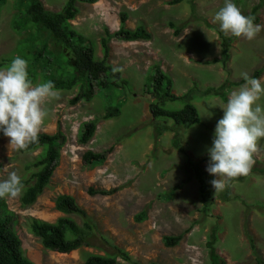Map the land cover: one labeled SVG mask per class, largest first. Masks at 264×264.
I'll return each instance as SVG.
<instances>
[{
    "label": "rangeland",
    "instance_id": "rangeland-1",
    "mask_svg": "<svg viewBox=\"0 0 264 264\" xmlns=\"http://www.w3.org/2000/svg\"><path fill=\"white\" fill-rule=\"evenodd\" d=\"M29 1L0 0V91L7 100L0 108V210L13 218L24 255L35 264H84L90 255L112 256L117 248L138 264H212L213 251L226 264L264 263V0L76 3L73 29L98 59L100 39L109 33L108 64L125 85L109 80L90 102L74 106L70 100L79 86L47 87L71 78L72 60L62 43L30 23ZM40 1L59 12L67 0ZM120 13L128 15V28L145 27L151 40L123 43L114 37ZM169 22L181 29L185 24L179 36ZM211 60L217 62L205 63ZM156 68L170 78L174 95H187L163 108L189 103L199 124L152 120L149 105L161 101L149 93ZM256 71L262 73L252 79ZM244 78L249 83L233 85ZM108 108L120 115L103 120ZM96 119L94 137L79 145V132ZM59 131L66 143L58 166L43 194L23 209L27 165L43 150L21 155L18 148L34 134ZM110 147L102 166L83 162L86 151ZM62 195L73 197L93 226L90 245L68 254L44 250L27 227L29 218L54 223L64 217L80 225V217L56 209ZM168 236L181 241L166 247Z\"/></svg>",
    "mask_w": 264,
    "mask_h": 264
},
{
    "label": "trees",
    "instance_id": "trees-1",
    "mask_svg": "<svg viewBox=\"0 0 264 264\" xmlns=\"http://www.w3.org/2000/svg\"><path fill=\"white\" fill-rule=\"evenodd\" d=\"M98 0H67L64 7L59 12H50L46 10L40 0H30L25 7L26 16L29 18L31 24L35 25L40 31H47L49 36L56 42L62 43L70 54L71 63V78L52 80L47 87L50 90L68 91L79 86L78 94L70 100L71 105H76L78 102L84 100L89 102L95 95V90L106 85L109 80L120 81L125 85L121 78L120 72L114 70L108 64L109 47L108 37L100 39L102 48V58L98 59L95 56V51L92 47L86 45L85 38L77 33L72 25L73 21L78 15L76 3L94 4ZM182 0H173L174 3H179ZM171 3V4H174ZM257 6L253 8L256 11ZM126 15L121 14L119 17V28L114 34L118 40L123 42L150 41L151 35L145 30L143 26L136 27L134 30H129L124 27ZM208 28L213 29L220 38L223 39L218 30L208 25ZM168 27L173 30L175 37L179 36L183 28H176V26L169 22ZM223 43V42H222ZM223 46V44H222ZM44 46L41 51L44 50ZM225 49V48H224ZM41 54H38V56ZM36 61L38 57L35 58ZM228 61V55H225L222 66L225 68ZM216 63L217 60L206 61V64ZM2 65H0L1 67ZM261 71H256L252 79H258ZM148 80L151 82L152 90L149 92L155 95L159 102H152L149 105L151 116L157 118H168L177 126L189 128L192 125L200 123L199 113L196 108L187 103L179 110H166L163 108L166 102H174L179 99H186L187 95L177 97L171 93L172 81L159 68L154 70ZM249 79H242L240 82L233 84L235 87L248 82ZM6 94L0 91V108L6 104ZM120 115L118 108H108L103 115V120H108ZM97 121H90L84 125L83 129L77 136V142L80 145H86L94 136L96 131ZM65 137L59 131L55 135H47L37 133L31 136L26 142L19 146L18 152L22 155H29L42 149L41 156L36 158V161L27 165L31 171V176L27 182L25 191L20 197V205L23 209L30 208L43 193L50 183V179L54 170L58 166L60 158V151L65 145ZM113 147L109 149L94 153L86 151L82 155V160L87 165L94 167L102 166L110 154ZM29 184V185H28ZM90 194L105 195L106 192L100 191L98 193L88 190ZM56 209L65 216H78L81 218L80 225L73 223L67 218L60 217L54 223H48L42 220L29 218L27 220V227L29 232L36 237L44 250L57 252L60 254H68L76 251L82 247L90 245L89 240L93 235V226L87 220L86 213L75 203L70 196H58L55 201ZM141 215L137 218L139 221L143 218ZM181 241L179 236H168L163 238V243L166 247H175ZM112 256H88L84 264H118L117 259L128 264H138L131 256L117 248ZM212 264H226L224 260L211 252ZM0 264H34L25 255L21 247V241L14 230V221L12 217L3 216L0 214ZM264 264V263H262Z\"/></svg>",
    "mask_w": 264,
    "mask_h": 264
},
{
    "label": "clouds",
    "instance_id": "clouds-1",
    "mask_svg": "<svg viewBox=\"0 0 264 264\" xmlns=\"http://www.w3.org/2000/svg\"><path fill=\"white\" fill-rule=\"evenodd\" d=\"M98 1H99V0H98ZM98 1H97L96 3H98ZM96 3H94V4H96ZM172 3H173V2H172ZM94 4H88V5H94ZM174 4H175V3H174ZM121 14H125V15H126V19H127V14H126V13H120V15H121ZM119 23H120V22H119ZM119 25H120V24H119ZM124 27H125L126 29H129V30H134V29L136 28V27L133 28V29L128 28V26L126 25V21H125ZM144 28H145V27H144ZM145 30H146V29H145ZM146 31H147V30H146ZM116 32H117V31H116ZM116 32H115V33H116ZM115 33H114V34H115ZM150 40H151V39H150ZM120 41H121V40H120ZM122 42H123V41H122ZM136 42H143V41H136ZM147 42H148V41H147ZM123 43H125V42H123ZM126 43H135V42H126ZM112 68H113V67H112ZM246 83H247V82H246ZM248 83H249V81H248ZM244 84H245V83H244ZM241 85H243V84H241ZM241 85H240V86H241ZM237 87H238V86H237ZM96 90H97V89H96ZM96 90H95V91H96ZM68 91H69V90H68ZM171 93H172V92H171ZM77 94H78V92H77ZM77 94H76V95H77ZM172 94H173V93H172ZM175 96H176V95H175ZM82 101H84V100H82ZM85 102H86V101H85ZM89 102H90V101H89ZM78 103H79V102H78ZM149 111H150V110H149ZM150 114H151V113H150ZM151 117H152V116H151ZM154 119H155V118L152 117V120H154ZM167 119H168V118H167ZM92 121H97V123H98V120H97V119H96V120H92ZM57 133H58V132H57ZM93 137H94V136H93ZM90 141H91V140H90ZM79 145H80V144H79ZM63 147H64V146H63ZM18 149H19V148H18ZM60 153H61V151H60ZM19 154H20V153H19ZM21 155H22V154H21ZM99 167H100V166H99ZM56 168H57V167H56ZM95 168H96V167H95ZM54 171H55V170H54ZM47 187H48V186H47ZM47 187H46V188H47ZM43 192H44V191H43ZM42 194H43V193H42ZM42 194H41V195H42ZM21 195H22V194H21ZM41 195H40V196H41ZM40 196H39V197H40ZM20 197H21V196H20ZM39 197H38V198H39ZM38 198H37V199H38ZM72 198H73V197H72ZM73 199H74V198H73ZM74 201H75V199H74ZM1 202H2V201H1V199H0V207H1ZM75 203H76V201H75ZM76 204H77V203H76ZM33 205H34V204H33ZM20 206H21V205H20ZM21 208H22V207H21ZM0 214H1V210H0ZM1 215H2V214H1ZM12 219H13V218H12ZM15 232H16V231H15ZM30 234H31V233H30ZM31 235H32V234H31ZM17 236H18V235H17ZM32 236H33V235H32ZM35 238H36V237H35ZM21 247H22V244H21ZM169 248H171V247H169ZM48 251H49V250H48ZM52 252H53V251H52ZM56 253H57V252H56ZM33 263H34V262H33ZM34 264H35V263H34Z\"/></svg>",
    "mask_w": 264,
    "mask_h": 264
},
{
    "label": "crops",
    "instance_id": "crops-1",
    "mask_svg": "<svg viewBox=\"0 0 264 264\" xmlns=\"http://www.w3.org/2000/svg\"><path fill=\"white\" fill-rule=\"evenodd\" d=\"M98 3H99V2H98ZM98 3H96V4L92 5V6H93V7H94V6L96 7V6L98 5ZM129 23H130V19H128V15H127L126 25L128 26Z\"/></svg>",
    "mask_w": 264,
    "mask_h": 264
}]
</instances>
